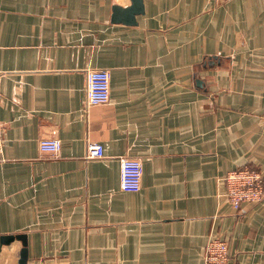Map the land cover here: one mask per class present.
<instances>
[{"label": "crops", "instance_id": "crops-1", "mask_svg": "<svg viewBox=\"0 0 264 264\" xmlns=\"http://www.w3.org/2000/svg\"><path fill=\"white\" fill-rule=\"evenodd\" d=\"M0 0V264H264V198L237 212L230 170L264 174V0ZM110 71L87 105V71ZM57 137V154L42 151ZM90 140L104 156L87 157ZM142 186H120V158Z\"/></svg>", "mask_w": 264, "mask_h": 264}, {"label": "built area", "instance_id": "built-area-1", "mask_svg": "<svg viewBox=\"0 0 264 264\" xmlns=\"http://www.w3.org/2000/svg\"><path fill=\"white\" fill-rule=\"evenodd\" d=\"M110 71L105 68H90L87 71V105L107 103L110 99ZM4 147L3 129L0 127V153ZM42 151L57 154L61 149V140L57 137H42L39 140ZM87 157L104 156V146L101 141L90 140L87 147ZM120 186L126 191H138L142 186L143 164L136 157L120 158ZM225 195L237 212H243L246 203H253L264 198V174L258 168L244 166L230 170L224 177ZM229 243L218 236L210 235L205 251L206 264H227L229 260Z\"/></svg>", "mask_w": 264, "mask_h": 264}, {"label": "water", "instance_id": "water-1", "mask_svg": "<svg viewBox=\"0 0 264 264\" xmlns=\"http://www.w3.org/2000/svg\"><path fill=\"white\" fill-rule=\"evenodd\" d=\"M144 0H131V4L124 7L118 4L113 6L112 20L114 22H124L127 24H136L138 14L144 13ZM14 239L22 241L20 249V258L18 264H27L29 261V251L27 247V235L24 233L3 235L1 237L2 243H10Z\"/></svg>", "mask_w": 264, "mask_h": 264}]
</instances>
